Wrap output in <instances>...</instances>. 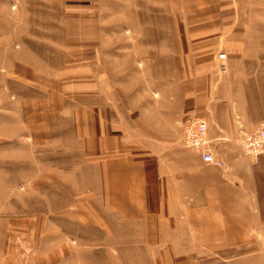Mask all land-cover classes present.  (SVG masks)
<instances>
[{"label": "rangeland", "instance_id": "374dc122", "mask_svg": "<svg viewBox=\"0 0 264 264\" xmlns=\"http://www.w3.org/2000/svg\"><path fill=\"white\" fill-rule=\"evenodd\" d=\"M243 5L244 44L229 84L258 124L264 0ZM169 7L168 0H0V76L8 49H16L21 75L30 72L35 84L12 86L0 106V247L8 260L154 264L157 254L135 245L144 205L140 155L125 149L140 147V128L155 132L169 113H179L180 131L194 118L168 108L175 88L184 101L188 84L178 75L182 29ZM226 71L217 67L219 76ZM63 244L60 257L53 250ZM227 255L198 264H264V251Z\"/></svg>", "mask_w": 264, "mask_h": 264}, {"label": "crops", "instance_id": "0c3cea01", "mask_svg": "<svg viewBox=\"0 0 264 264\" xmlns=\"http://www.w3.org/2000/svg\"><path fill=\"white\" fill-rule=\"evenodd\" d=\"M243 3L244 0H168L175 24L182 29L179 60L183 62V72L178 75L188 79L182 90L184 101L178 96L181 90L175 88L176 95L168 108L175 112L183 109L182 115L206 121L210 146L224 165L204 164L195 151L178 143L179 113H169L155 132L140 128V147L125 149L132 157L140 155L144 205L137 220L140 229L135 245L140 252L156 253L154 264H198L215 254L226 260L229 253L264 251V150L248 161L239 146L241 136L264 121L257 124L256 114L252 119L245 115L243 99L236 86L229 84L228 73L244 44ZM17 52L8 49L4 56L0 106L12 86L22 84L30 89L35 85L30 72L21 75L22 62ZM221 52L223 59L218 58ZM29 53L35 56L30 50ZM220 64L227 70L221 76L217 73ZM250 101L255 110L256 96ZM72 217L83 222L79 214ZM65 245L53 251L62 257ZM4 252L0 247V264H15Z\"/></svg>", "mask_w": 264, "mask_h": 264}, {"label": "built area", "instance_id": "2783aa9c", "mask_svg": "<svg viewBox=\"0 0 264 264\" xmlns=\"http://www.w3.org/2000/svg\"><path fill=\"white\" fill-rule=\"evenodd\" d=\"M224 56L222 52L218 54L219 59H223ZM220 69H224L223 64H220ZM179 142L181 145L195 151L202 163L220 167L224 165L222 158L210 146L205 120L193 118L187 121L182 127ZM239 146L248 161L256 159L264 150V122H260L253 131L243 134ZM17 241L19 244L21 243L20 238H17ZM28 251L24 249L22 253H28Z\"/></svg>", "mask_w": 264, "mask_h": 264}]
</instances>
